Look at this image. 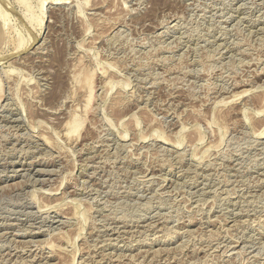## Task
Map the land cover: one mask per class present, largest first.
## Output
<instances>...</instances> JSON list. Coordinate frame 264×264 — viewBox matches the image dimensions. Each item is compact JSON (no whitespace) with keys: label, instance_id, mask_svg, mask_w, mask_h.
Segmentation results:
<instances>
[{"label":"rangeland","instance_id":"1","mask_svg":"<svg viewBox=\"0 0 264 264\" xmlns=\"http://www.w3.org/2000/svg\"><path fill=\"white\" fill-rule=\"evenodd\" d=\"M50 1H0V264H264V0Z\"/></svg>","mask_w":264,"mask_h":264},{"label":"bare ground","instance_id":"2","mask_svg":"<svg viewBox=\"0 0 264 264\" xmlns=\"http://www.w3.org/2000/svg\"><path fill=\"white\" fill-rule=\"evenodd\" d=\"M1 1V0H0ZM62 1V0H61ZM65 1V0H64ZM64 1H62V2H64ZM68 1V0H67ZM5 2V1H4ZM50 3L51 4H59L60 3V1H57V0H51L50 1ZM3 4V3H2ZM1 3H0V17H4L5 16V11L3 10V7L1 6L2 5ZM4 6V5H3ZM53 7V6H52ZM60 8V7H59ZM238 8V7H237ZM106 10V9H105ZM111 11V10H110ZM56 12V11H55ZM95 14V13H94ZM101 14V13H100ZM103 15V14H102ZM237 17H239V15L237 16ZM109 18V17H108ZM244 18V17H243ZM5 19V18H4ZM92 19V18H91ZM96 19V18H95ZM98 20H99V17H98ZM106 20V19H105ZM240 20V19H239ZM102 21V20H101ZM250 21V20H249ZM98 22V21H97ZM5 23V22H4ZM95 25V24H94ZM105 30V29H104ZM98 32V31H97ZM20 36V35H19ZM23 37V36H22ZM30 37V36H29ZM83 39V38H82ZM19 41H20V39H19ZM29 41V40H28ZM81 42H82V40H81ZM81 42H80V44H81ZM90 42V41H89ZM21 43V42H20ZM27 43V42H26ZM30 43V42H29ZM85 43V42H84ZM28 45V44H27ZM81 46V45H80ZM219 46V45H218ZM16 51H17V49H16ZM86 51V50H85ZM31 53V52H30ZM73 55V54H72ZM29 56V55H28ZM80 60H82L81 59V57L79 58ZM79 59H77V62H75V65L78 67H76L77 69H79L78 70V72H79V74L81 73V72H84V69H83V67L85 66H83V65H80V63L78 62V60ZM79 60V61H80ZM16 62V61H15ZM34 62V61H33ZM84 62H85V59H84ZM83 62V63H84ZM90 62V61H89ZM82 64V63H81ZM103 64V63H102ZM106 64V63H105ZM92 65V64H91ZM98 65H99V63H98ZM104 65V64H103ZM34 66V65H33ZM87 66V65H86ZM85 66V67H86ZM98 67V66H97ZM100 67V66H99ZM34 68V67H33ZM39 69V68H38ZM74 69V68H73ZM72 69V70H73ZM86 69V68H85ZM91 69V68H90ZM36 70H37V68H36ZM70 70V69H69ZM72 70H71V72H72ZM94 70V69H93ZM75 71V70H74ZM95 71V70H94ZM96 71H97V69H96ZM106 71V70H105ZM104 71V72H105ZM20 72V71H19ZM77 72V71H76ZM103 72V71H102ZM108 72V71H107ZM6 73H7V71H6ZM10 73V72H9ZM92 73V72H91ZM91 73H90V75H91ZM1 74V73H0ZM11 74V73H10ZM73 74H74V72H73ZM84 73H81V76L83 75ZM85 74H87V75H85V77H86V79H84V75H83V80L84 81H87V83H88V92H89V94H88V97L90 98V95L91 94H95V92L94 93H92V91H94V86L92 87V85L91 84H89V81H91V79H89V72H87V71H85ZM105 74V73H104ZM4 75V74H3ZM8 75V74H7ZM70 75H71V73H70ZM75 75H78V73L76 74L75 73ZM75 75H73L74 77H76ZM110 75V74H109ZM36 76V75H35ZM81 76H77L78 78L79 77H81ZM8 77V76H7ZM73 77V78H74ZM108 77L106 76V79H107ZM110 78H112L111 76H110ZM2 78H0V80H1ZM74 79H77V78H74ZM113 79V78H112ZM3 80V79H2ZM80 80H81V78H80ZM108 80H109V78H108ZM74 81V80H73ZM40 82V81H39ZM78 82H79V79H78V81H77V83H76V81H75V83L76 84H78ZM106 82V81H105ZM113 82V81H112ZM236 82V81H235ZM2 83H3V81H2ZM2 83H0L1 84V86H0V88H2ZM80 83V82H79ZM91 83H93V82H91ZM110 83H111V81H110ZM109 83V84H110ZM118 83V82H117ZM13 84V83H12ZM52 84V83H51ZM75 84V85H76ZM102 84H103V82H102ZM234 84V83H233ZM237 84V83H236ZM8 85V84H7ZM41 85V84H40ZM79 86H80V84H78ZM82 85V84H81ZM105 85V84H104ZM13 86V85H12ZM35 86V85H34ZM77 86V85H76ZM79 86H78V88H79ZM82 86H84V85H82ZM233 86V85H232ZM7 88H9L8 86H6ZM77 88V90H79ZM80 88H81V86H80ZM101 88H104V87H101ZM10 89V88H9ZM8 89V90H9ZM16 89V88H15ZM75 89H76V87H75ZM39 90V89H38ZM72 90V89H71ZM81 90V89H80ZM79 90V91H80ZM83 90V89H82ZM16 91V90H15ZM50 91V90H49ZM55 91H56V89H55ZM243 91H245V90H243ZM248 91H249V89H248ZM1 92V91H0ZM74 92V91H73ZM117 92V91H116ZM242 92V91H241ZM57 93V92H56ZM75 93V92H74ZM2 94V93H1ZM1 94H0V96H1ZM16 94V93H15ZM83 94V93H82ZM119 94V93H118ZM118 94H116V95H118ZM10 95V94H9ZM8 95V96H9ZM123 95V94H122ZM239 95V94H238ZM119 96V95H118ZM95 97V96H94ZM34 98V97H33ZM81 98H82V96H81ZM99 98V97H98ZM121 98V97H120ZM125 98V97H124ZM20 99V98H19ZM49 99V98H48ZM25 101V100H24ZM76 101V100H75ZM90 101V100H89ZM102 101V100H101ZM28 103V102H27ZM5 104V103H4ZM23 104V103H22ZM41 104V103H40ZM74 104V103H73ZM112 104V103H111ZM75 105V104H74ZM116 105V104H115ZM115 105H114V107H115ZM1 106V105H0ZM39 106V105H38ZM137 106V105H136ZM9 107V106H8ZM7 107V108H8ZM113 107V106H112ZM119 107V106H118ZM138 107V106H137ZM141 107H142V105H141ZM144 107V106H143ZM72 108V107H71ZM76 108H77V106H76ZM87 108V107H86ZM110 108V107H109ZM116 108V107H115ZM146 108V107H145ZM88 109V108H87ZM94 109V108H93ZM260 109V108H259ZM69 110V109H68ZM107 110V109H106ZM258 110V109H257ZM2 111V110H1ZM22 111V110H21ZM29 111V110H28ZM50 111V110H49ZM70 111V110H69ZM91 111V110H90ZM94 111V110H93ZM144 111V110H143ZM40 112V111H39ZM68 112V111H67ZM73 112H74V110H73ZM111 112V111H110ZM145 112V111H144ZM263 112V111H262ZM30 113V112H29ZM41 113V112H40ZM50 113V112H49ZM93 112H91V114H92ZM22 114V113H21ZM75 115H74V117L72 118V116H71V114H70V116H71V118H72V121H71V119L69 120L72 124L74 123V121L76 122L77 121V124H78V120H79V114H77L76 115V112L74 113ZM90 114V113H89ZM117 114V113H116ZM94 115V114H93ZM75 116H78V117H76L77 118V120H76V118H75ZM115 116V115H114ZM120 116V115H119ZM132 116V115H131ZM155 116V115H154ZM32 117V116H31ZM83 117V116H82ZM82 117H81V119L79 120L80 122L82 121H85V120H83L82 119ZM118 117V116H117ZM197 117V116H196ZM130 119L132 118V117H129ZM134 118V117H133ZM22 119V118H21ZM27 119V118H26ZM69 119V118H68ZM135 119V118H134ZM148 119V118H147ZM153 119H155V118H153ZM31 120V119H30ZM90 120H92V119H90ZM123 120V119H122ZM264 120V119H263ZM6 121V120H5ZM65 121V126H66V128H67V124H68V126H69V128H72V130H73V126L71 127V123L70 122H68L67 120H64ZM134 121H137V120H134ZM148 121V120H147ZM150 121V120H149ZM61 122V121H60ZM81 122V123H82ZM93 122V121H92ZM116 122H118V119H117V121ZM123 122V121H122ZM151 122H152V120H151ZM62 123H64V122H62ZM67 123V124H66ZM134 123V122H133ZM137 123V122H136ZM149 122H147L146 124H148ZM192 123V122H191ZM76 124V123H75ZM61 125V124H60ZM208 125V124H207ZM34 126V125H33ZM78 126V125H77ZM89 126V125H88ZM136 126V125H135ZM151 126V125H150ZM185 126V125H184ZM2 127V126H1ZM61 127H62V125H61ZM134 127V126H133ZM137 127V126H136ZM6 128V127H5ZM90 128H91V126H90ZM182 128H183V126H182ZM263 128V127H262ZM262 128H259V129H262ZM52 130V129H51ZM70 131L69 132H71L72 130L71 129H69ZM128 130V129H127ZM180 130H181V128H180ZM48 131H49V129H48ZM135 131V130H134ZM156 131V130H155ZM155 131H153V132H155ZM257 131V130H256ZM66 132H67V130H66ZM126 132V131H125ZM153 132L152 133H150V135L151 134H153ZM259 132V134L261 135V133H263L264 131H263V129H262V131H257L256 133H258ZM13 133V132H12ZM41 133V132H40ZM52 133V132H51ZM15 134V133H14ZM26 134V133H25ZM54 134H55V132H54ZM259 134H258V137H259ZM41 135V134H40ZM42 135H44V133L42 134ZM122 135H125L124 133H122ZM142 135V134H141ZM5 136V135H4ZM16 136V135H15ZM57 136V135H56ZM126 136V135H125ZM162 137L163 135H159V137ZM166 136V135H165ZM3 137V136H2ZM38 137H40V136H38ZM88 137H90V136H88ZM120 137H121V135H120ZM124 137V136H123ZM142 137V136H141ZM145 137V136H144ZM158 137V138H159ZM140 138V137H139ZM168 138V137H167ZM58 139V138H57ZM135 139V138H134ZM142 139V138H141ZM140 139V140H141ZM144 139V138H143ZM159 139H161V138H159ZM164 139V138H163ZM162 139V140H163ZM43 140V139H42ZM165 140V139H164ZM163 140V141H164ZM179 140V139H178ZM190 140V139H189ZM196 140V139H195ZM198 140V139H197ZM15 141V140H14ZM45 141V140H44ZM177 141V140H176ZM179 141H181V140H179ZM183 141H184V139H183ZM183 141H181V142H183ZM200 141V140H199ZM30 142V141H29ZM135 142V141H134ZM170 142V141H169ZM195 142V141H194ZM44 143V142H43ZM177 143V142H176ZM175 143V144H176ZM190 143V142H189ZM47 144V143H46ZM129 144V143H128ZM181 144V143H180ZM192 144V143H191ZM174 145V144H173ZM178 145H179V143H178ZM31 146V145H30ZM189 146V145H188ZM23 147V146H22ZM34 147V146H33ZM190 147V146H189ZM194 147V146H193ZM30 149V148H29ZM26 151V150H25ZM194 151V150H193ZM192 152V151H191ZM21 153V152H20ZM193 153V152H192ZM191 153V154H192ZM195 153V152H194ZM5 155V154H4ZM27 155V154H26ZM179 155V154H178ZM181 155V154H180ZM195 155V154H194ZM94 157V156H93ZM196 157V156H195ZM196 160V159H195ZM8 161V160H7ZM73 163V162H72ZM89 163V162H88ZM75 165V164H74ZM264 166V165H263ZM62 167V166H61ZM201 167V166H200ZM61 170V169H60ZM52 173V172H51ZM85 173V172H84ZM263 174V173H262ZM24 175V174H23ZM94 175V174H93ZM87 176V175H86ZM58 177V176H57ZM76 178V177H75ZM27 179V178H26ZM30 179V178H29ZM89 179V178H88ZM259 180V179H258ZM263 180V179H262ZM52 181V180H51ZM59 181V180H58ZM83 181V180H82ZM264 181V180H263ZM32 182V181H31ZM34 182V181H33ZM62 182V181H61ZM61 182H60V184H59V186L61 185ZM63 183V182H62ZM75 183V182H74ZM82 183V182H81ZM195 183V182H194ZM48 184V183H47ZM46 184V185H47ZM159 184V183H158ZM190 184V183H189ZM193 186V185H192ZM264 186V185H263ZM54 187V186H53ZM79 187V186H78ZM35 189V188H34ZM58 189V188H57ZM49 190V189H48ZM94 190V189H93ZM235 190V189H234ZM58 191V190H57ZM79 191V190H78ZM83 191V190H82ZM201 191V190H200ZM216 191V190H215ZM205 192V191H204ZM33 193H34V191H33ZM44 193V192H43ZM36 194V193H35ZM242 195V194H241ZM42 196V195H41ZM65 196V195H64ZM44 197V196H43ZM60 197V196H59ZM50 198V197H49ZM62 199V198H61ZM65 200V199H64ZM55 201V200H54ZM53 201V202H54ZM48 202V201H47ZM58 203V202H57ZM64 203V202H63ZM49 205H50V203H49ZM64 205H65V203H64ZM242 205V204H241ZM48 206V205H47ZM243 206V205H242ZM44 207H46V206H44ZM40 208V207H39ZM227 208V207H226ZM227 210V209H226ZM222 211V210H221ZM234 211V210H233ZM57 212V211H56ZM250 212V211H249ZM233 213V212H232ZM60 214V213H59ZM162 214V213H161ZM224 214V213H223ZM253 214V213H252ZM256 215V214H255ZM223 216V215H222ZM71 217V216H70ZM259 217V216H258ZM261 217V216H260ZM41 218V217H40ZM248 218V217H247ZM256 218H257V216H256ZM146 219V218H145ZM237 219V218H236ZM168 220V219H167ZM210 220V219H209ZM256 220V219H255ZM36 221V220H35ZM160 221V220H159ZM165 221V220H164ZM242 221V220H241ZM258 221V220H257ZM112 222V221H111ZM235 223H236V221H234ZM244 222V221H243ZM32 223V222H31ZM241 223V222H240ZM30 224V223H29ZM119 224V223H118ZM163 224V223H162ZM137 225V224H136ZM145 225V224H144ZM153 225V224H152ZM205 225V224H204ZM234 225V224H233ZM31 226V225H30ZM117 226V225H116ZM147 226V225H146ZM224 226V225H223ZM136 228V227H135ZM157 228V227H156ZM171 228V227H170ZM206 228V227H205ZM209 228V227H208ZM230 228V227H229ZM61 229V228H60ZM70 229H71V227H70ZM128 229V228H127ZM146 229V228H145ZM166 229V228H165ZM52 230V229H51ZM110 230V229H109ZM132 230V229H131ZM161 230V229H160ZM163 230V229H162ZM191 230V229H190ZM167 231V230H166ZM193 231V230H192ZM52 232V231H51ZM61 232V231H60ZM169 232V231H168ZM53 233V232H52ZM59 233V232H58ZM139 233V232H138ZM148 233V232H147ZM166 233V232H165ZM51 234V233H50ZM57 234V233H56ZM108 234V233H107ZM262 234V233H261ZM102 235V234H101ZM115 235V234H114ZM132 235V234H131ZM137 235V234H136ZM169 235V234H168ZM52 236V235H51ZM75 236H79L78 235V233H77V235H75ZM98 236V235H97ZM162 236V235H161ZM66 237V236H65ZM145 237V236H144ZM158 237V236H157ZM227 237V236H226ZM250 237V236H249ZM77 238V237H76ZM106 238V237H105ZM14 239V238H13ZM71 239V238H70ZM74 239H75V237H74ZM108 239V238H107ZM233 239V238H232ZM12 240V239H11ZM16 240V239H15ZM47 240V239H46ZM139 240V239H138ZM245 240V239H244ZM254 240V239H253ZM39 241V240H38ZM44 241V240H43ZM49 242H50V240H48ZM69 241V240H68ZM116 241V240H115ZM220 241V240H219ZM250 241V240H249ZM22 242V241H21ZM42 242V241H41ZM45 242V241H44ZM259 242V241H258ZM10 243V242H9ZM29 243V242H28ZM97 243V242H96ZM233 243V242H232ZM13 244V243H12ZM47 244V243H46ZM54 244H55V242H54ZM92 244V243H91ZM235 244V243H234ZM233 244V245H234ZM21 245V244H20ZM48 245V244H47ZM53 245V244H52ZM67 245V244H66ZM98 245V244H97ZM96 245V246H97ZM218 245V244H217ZM14 246V245H13ZM16 246V245H15ZM14 246V247H15ZM24 246V245H23ZM37 246V245H36ZM55 246V245H54ZM61 246V245H60ZM95 246V245H94ZM102 246V245H101ZM119 246V245H118ZM230 246V245H229ZM255 246V245H254ZM10 247V246H9ZM13 247V248H14ZM30 247V246H29ZM65 247V246H64ZM91 247V246H90ZM234 247V246H233ZM62 248H63V246H62ZM94 248V247H93ZM92 248V249H93ZM131 248V247H130ZM203 248V247H202ZM31 249V248H30ZM90 249V248H89ZM91 249V250H92ZM159 249V248H158ZM162 249V248H161ZM211 249H213V248H211ZM43 250V249H42ZM75 250V249H74ZM143 250V249H142ZM163 250H165V249H163ZM232 250V249H231ZM249 250V249H248ZM251 250V249H250ZM137 251V250H136ZM155 251H157V249L155 250ZM154 251V252H155ZM223 251H224V249H223ZM233 251V250H232ZM239 251V250H238ZM23 252V251H22ZM35 252V251H34ZM51 252V251H50ZM101 252V251H100ZM138 252V251H137ZM206 252V251H205ZM21 253V252H20ZM162 253V252H161ZM237 253V252H236ZM49 254V253H48ZM131 254V253H130ZM137 254V253H136ZM148 254V253H147ZM153 254V253H152ZM241 254V253H240ZM239 254V255H240ZM252 254V253H251ZM102 255V254H101ZM134 255V254H133ZM42 256V255H41ZM56 256V255H55ZM90 256V255H89ZM104 256H105V254H104ZM122 256V255H121ZM142 256V255H141ZM5 257H7V256H5ZM57 257V256H56ZM124 257V256H123ZM151 257V256H150ZM153 257V256H152ZM39 258V257H38ZM149 258V257H148ZM251 258V257H250ZM7 259V258H6ZM98 259V258H97ZM115 259H117V258H115ZM136 259V258H135ZM157 259V258H156ZM33 260V259H32ZM71 260V259H70ZM75 260V259H74ZM99 260V259H98ZM110 260V259H109ZM120 260H121V257H120ZM81 261V260H80ZM108 261V260H107ZM132 261V260H131ZM227 261V260H226ZM14 262V261H13ZM12 262V263H13ZM87 262V261H86ZM165 262V261H164ZM46 263H48V262H46ZM51 264V263H50ZM115 264V263H114ZM229 264V263H228Z\"/></svg>","mask_w":264,"mask_h":264}]
</instances>
